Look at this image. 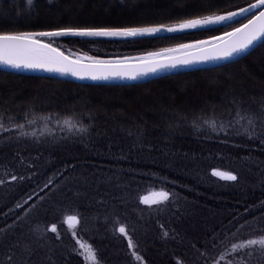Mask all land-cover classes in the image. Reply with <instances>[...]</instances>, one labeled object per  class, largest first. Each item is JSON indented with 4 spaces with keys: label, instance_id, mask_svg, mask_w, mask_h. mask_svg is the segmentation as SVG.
<instances>
[{
    "label": "snow or ice",
    "instance_id": "6c2138e0",
    "mask_svg": "<svg viewBox=\"0 0 264 264\" xmlns=\"http://www.w3.org/2000/svg\"><path fill=\"white\" fill-rule=\"evenodd\" d=\"M7 2L8 7L4 8V0H0V65L17 71L58 73L78 80L136 81L196 64L222 66L218 62L242 58L257 41L264 42V0H253L246 6L209 0L200 9L208 14H189L168 24L137 20H56L40 24L37 0H27V7L23 0ZM221 4L222 13L211 11ZM214 25L230 30L137 55H65L62 46H54L56 39L63 37L126 42ZM37 27L40 30H33ZM47 108L33 101L19 106L15 112L8 108L0 111V164L4 168L0 187H23L35 181L38 173L34 169L40 154L26 157L24 152L29 145L33 149H55L68 141L90 143L94 133L99 136L95 123L98 114L87 101L57 107L55 111ZM182 128L206 141L248 151L249 156L240 159L246 161L249 172L253 166L259 168L256 183L264 190V161H256L252 156L253 151L264 153V91L247 100L233 96L223 109L206 105L198 110H177L165 129L154 130L172 137ZM127 135L132 141L127 153L121 149L117 157L110 159L111 164L130 162L133 153L139 159L141 154L151 157L153 152L164 151L139 126ZM162 143L167 145L168 141ZM248 145L257 147L252 149ZM13 148L19 150L11 153L12 160L27 175L13 168L7 159L6 149ZM195 159L193 156V162ZM108 170L114 176L103 190L97 187L91 195L70 186L68 181L57 183L67 169L49 177L43 186L36 181L27 199L18 202L0 220V264H61L62 260L66 264V252L82 257L83 264H110V257L104 256L94 242L83 239L87 235L94 241L97 234L119 241L115 247L124 250L122 264H149L142 254L140 235L142 230L146 234L152 229L163 243L166 264H264V199L237 205V210L229 212L218 224L190 238L187 231L172 226L180 219L177 213L181 197L174 191V181L162 170L146 166ZM211 174L233 184L242 180V172L236 169H213ZM13 216L11 223H7Z\"/></svg>",
    "mask_w": 264,
    "mask_h": 264
},
{
    "label": "trees",
    "instance_id": "16d2710c",
    "mask_svg": "<svg viewBox=\"0 0 264 264\" xmlns=\"http://www.w3.org/2000/svg\"><path fill=\"white\" fill-rule=\"evenodd\" d=\"M23 2L27 7V0H23ZM37 2L40 4L38 17L40 24L52 23L56 20L63 23L69 21L137 20L168 24L187 18L189 14H208L207 11H200V9L209 0H37ZM251 2L253 0H225L227 4L240 6H246ZM3 7H8L7 0H4ZM223 10L224 4H221L219 8L211 9L217 14L222 13ZM232 26L239 25L233 24ZM33 30L40 29L37 27ZM228 30L230 28L219 27L173 37L126 42L60 39L56 40L54 45L62 46L61 48L64 50L87 52L89 55L102 57L117 54L132 55L208 38ZM262 62H264V42L247 56L233 63L166 76L132 86L81 85L51 78L19 76L0 71V111L8 108L15 112L19 106L27 103L21 99L26 91L36 90L34 88L38 85H40V89L37 91H40L42 84L48 82L55 84L65 92L62 95L54 88H49L52 95L68 96L69 98L66 101L64 99L61 103L54 101L53 104L45 105L48 106L46 110L55 111L57 107L63 108L68 103L71 105L87 100L98 111V119L95 123L99 132V136L93 134L94 138L90 143L68 141L55 149H33L29 145L28 150L24 152L26 157L34 158L40 154V159L36 162L34 169L38 175L35 181L23 187L14 185L0 187V220H3L4 215L10 213V210H13L18 202L27 199L28 194L33 191L36 181H39L40 186H43L49 177L64 169L67 171H64L62 178L57 183L68 181L70 186L79 188L81 192L88 195H91L97 187L100 190L104 189L109 178L114 176L108 170L111 167L129 169L146 166L153 170H162L168 179L174 181L176 184L174 191L181 197L180 212L177 213L180 219L172 226L187 231L190 238L202 235L204 229L218 224L229 212L237 210V205H243L245 201L251 204L264 199V190L256 183L259 179V168L253 166L252 171L249 172L246 161L240 159L249 156L248 151L233 149L231 146L224 147L212 140L206 141L188 128L177 130L172 137L163 136L160 131L154 129H165L169 123V117L175 110L167 106L158 109L152 105L153 101L157 100L156 97L160 98L163 93L168 92L167 89L172 92L182 84L186 90H190L198 84L207 87V83L210 81L218 83L215 84L216 87L213 88L212 94L209 92L202 94L205 98L203 101L199 100L201 93L196 99L195 93L190 91L188 95L178 94L173 104L180 105L183 110H198L200 108L192 109L194 103L192 99L202 105L207 101V105H210L209 96L212 95L211 97L215 99L213 101L215 103H212L213 106L223 109L226 102L233 96L245 100L252 96L258 97L264 91V69L258 73L255 67ZM261 67L264 68V64H261ZM243 71L252 72V74L250 76L244 74L240 78ZM237 79H241L242 82ZM244 83L251 86L246 87ZM177 84L178 87H176ZM225 86H228L230 90L224 91L222 88ZM16 92L19 94L15 95ZM137 100L148 105L150 110L140 113L139 116L134 115L132 109L137 107ZM33 101L36 100L28 103ZM148 101H151V104ZM107 105L112 108L104 110L103 113L101 109L107 108ZM114 106L118 107V110H114L116 109L113 108ZM137 126L143 128L148 133V139L152 140L158 149L163 148L164 151L153 152L151 157L141 154L139 159H137V154L133 153L130 162L111 164L110 159L117 157L121 149L127 153L128 146L132 142L127 133L129 130L135 131ZM164 140L168 141L167 145L162 143ZM236 142L239 143V141ZM110 145L111 147H109ZM246 147L255 149L257 145ZM17 150L19 149H6L9 153L7 159L13 168L27 175L28 173L15 160H12L11 153ZM193 156L196 158L195 162H193ZM252 156L256 161H264V153L253 151ZM213 169L240 170L242 172L241 183L233 184L220 180L218 177L212 176ZM3 171V165L0 164V174ZM133 210L139 212V209ZM14 218L13 216L7 223H11ZM2 226L0 224V227ZM83 239L87 243L94 242L104 256L110 257V264H122L121 257L124 255V250L121 247H115L119 245V241L104 238L102 234L95 235L94 241L87 235L83 236ZM140 239L144 249L142 254L149 264H166L168 257L164 255L163 243L156 238L154 229L148 230L146 234L142 230ZM65 257L66 264H83V258L75 253L66 252ZM61 264H65L64 260L61 261Z\"/></svg>",
    "mask_w": 264,
    "mask_h": 264
},
{
    "label": "rangeland",
    "instance_id": "374dc122",
    "mask_svg": "<svg viewBox=\"0 0 264 264\" xmlns=\"http://www.w3.org/2000/svg\"><path fill=\"white\" fill-rule=\"evenodd\" d=\"M140 13V12H139ZM184 43V42H183ZM178 44H180V43H178ZM176 45V44H175ZM261 64H264V62H262V63H258L257 64V66L255 67L256 68V70H257V72L258 73H261L262 72V70L264 69L263 67H261ZM244 74H247V75H251L252 74V72H250V73H247L246 71H243V72H241V77L240 78H242V76L244 75ZM228 78H230V77H228ZM237 80H239L240 82H242V80L241 79H237ZM218 82L217 81H214V82H208L207 84V87H203V86H200V84H198L197 86H195V87H193L192 89H190V90H186L182 85H184V84H182L179 88H176V90L175 91H170V90H168L167 89V91L168 92H166V93H163V95L160 97V98H162V99H160V98H158V97H156L157 98V100H154L153 102H154V104H152V105H155L158 109H162V108H165L166 106L167 107H171V108H173L175 111H177V110H181L182 109V107L180 106V105H174L173 104V101L175 100V98L178 96V94H180L181 96H183V95H188V94H190V91H192L193 93H195V95H194V97L196 98V99H198V95H199V100L201 101H203L205 98H204V96L202 95V94H205L206 92H209V93H211L212 94V92H213V88L214 87H216L215 86V84H217ZM220 85V84H219ZM218 85V86H219ZM244 85L246 86V87H248V86H251V85H247V83H244ZM40 85H38V87H35L34 89H36V90H32L31 89V91H26V93H25V95L23 96V97H21V99L23 100V102H30V101H32V100H36V101H38V103L40 104V105H50V103L51 104H53L54 103V101H58L59 103H61V101H64V99H65V101L66 100H68V96H63V97H61V96H57L56 94L55 95H52V92H50L49 90L50 89H55V90H57V91H59V92H61L62 93V95L65 93V92H63L62 91V89H60L59 87H57L55 84H52V83H48V82H44L43 84H42V88H41V90H43V91H37V90H39L40 89V87H39ZM190 86H192V85H190ZM222 86V85H221ZM63 87V86H62ZM176 87H178V84L176 85ZM50 88V89H49ZM222 89H224V91H227V90H230V88H228V86H225V87H223ZM17 94H15V95H18L19 94V92H16ZM198 93V94H197ZM212 96V95H211ZM211 96H209L210 97V100H209V102H211V104L210 105H207L208 103H207V101H205L204 102V105H202V104H200L197 100H193L192 99V101H194V103L192 104L193 105V107H192V109L193 108H201V107H204V106H213L214 104H212V103H215V102H213L215 99H213ZM59 98V99H58ZM82 101H84V100H82ZM85 101H87V100H85ZM191 101V100H190ZM191 101V102H192ZM151 101H148V103L149 104H151L150 103ZM136 103H137V107H135L134 109H132L133 111H134V115H137V116H139V114L140 113H145V112H148L149 110H150V107H148V105H145L144 104V102L143 103H141V102H138V100L136 101ZM206 104V105H205ZM66 105H69V103L68 104H66ZM92 105V107H93V104H91ZM191 105V106H192ZM95 106V105H94ZM190 106V107H191ZM96 108H97V106H95ZM154 107V106H153ZM110 108H112V106H108L107 105V108L105 107V109H101V111L103 112L104 110H109ZM113 108H116L115 106L113 107ZM126 109V108H125ZM128 109V108H127ZM114 110H118V107L116 108V109H114ZM96 112H98V111H96ZM104 113V112H103ZM132 114V115H133ZM131 115V116H132ZM129 117V116H128ZM159 120V119H158ZM163 121H164V119H163ZM166 121V120H165Z\"/></svg>",
    "mask_w": 264,
    "mask_h": 264
},
{
    "label": "water",
    "instance_id": "95a60500",
    "mask_svg": "<svg viewBox=\"0 0 264 264\" xmlns=\"http://www.w3.org/2000/svg\"><path fill=\"white\" fill-rule=\"evenodd\" d=\"M219 27H222V26H215L214 25V26H208L206 28L185 30V31H182V32H174V33L163 32V33H159V34H157V35H155L153 37L140 38V39H153V38L173 37V36H179V35H183V34H190V33H194V32L212 30V29L219 28ZM220 34H222V33H220ZM220 34H218V35H220ZM208 38H210V37H208ZM208 38H203V39H199V40H204V39H208ZM60 39L87 40V39L72 38V37L57 38L56 40H60ZM140 39H136V40H140ZM98 40L123 42V41H120V40H108V39H103V38L102 39H98ZM189 42H192V41H189ZM189 42H184V43H189ZM261 43H262L261 41H257L255 43V46L250 48L249 52L247 54L243 55V57H245L249 53H251ZM172 46H174V45H172ZM172 46H168V47H172ZM61 50L65 52V55H68L69 53H80L81 55L83 54L82 52L71 51L69 49H65L64 50V49L61 48ZM138 54H140V53H138ZM132 55H137V54H132ZM240 59L241 58H237V59H234L232 61H222V62H218V64L223 66V65L238 61ZM215 67H220V66H217V64H196V65H191V66H188V67H185V68H178V69H175V70H170L168 72H161V73L151 74V75H149L147 77H144V78H142L140 80H136V81H131V80H114V81H101V80H98V81H93V80H90V79L78 80L75 77L61 76L58 73H48V72H42V71H17V70H13V69L7 68L4 65H0V71L7 72V73H10V74L19 75V76L51 78V79H55V80H59V81L72 82V83L81 84V85L132 86V85L144 84V83L150 82L152 80H155V79H158V78H162V77H166V76H171V75H176V74H181V73H188V72L197 71V70L210 69V68H215Z\"/></svg>",
    "mask_w": 264,
    "mask_h": 264
}]
</instances>
